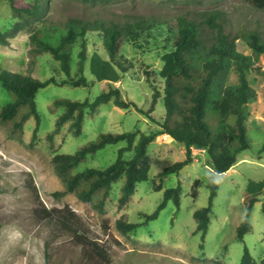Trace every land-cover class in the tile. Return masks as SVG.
<instances>
[{"label": "rangeland", "instance_id": "rangeland-1", "mask_svg": "<svg viewBox=\"0 0 264 264\" xmlns=\"http://www.w3.org/2000/svg\"><path fill=\"white\" fill-rule=\"evenodd\" d=\"M33 2L34 0H27ZM47 0H42L46 2ZM47 16L60 17L63 14L78 13L86 17H100L121 14H140L160 18H171L185 10L218 8L235 23L249 22L245 11H249L244 0H120L83 3L81 0H49ZM247 7V9H246ZM245 10V11H244ZM251 9V13H255ZM249 13L248 15H251ZM256 14V13H255ZM18 20L12 14L8 0H0V30L7 33L9 42H0V70H15L32 73L40 79L56 76L69 78L60 68V62L51 53L36 57L32 63L29 53L31 31L40 21L28 24L17 34L12 27ZM157 39L137 47L125 43L120 53L124 55L123 66L115 81L126 99L133 100L141 110H148L152 103L154 88L152 77L156 78L161 90L164 87L165 56L168 50L165 33L155 32ZM163 36V37H162ZM238 49L246 54L252 52L243 39L237 41ZM79 46L73 51V74L78 78ZM89 58L85 74L89 85L51 83L41 88L36 95L40 122L37 135L35 116L24 124L22 139L10 132L9 125L0 120V264H240L245 246H248L257 264L264 259V55L254 63L247 76L257 91V99L247 105V129L251 147L238 154L237 162L219 177V190L213 200L210 226L201 247L202 237L197 229L194 212L209 204L211 190L207 185L214 172L209 154L193 147V161L179 172L163 174L174 163L186 158L187 149L168 134H160L148 147L150 171L148 179L137 183L136 190L127 204H120L125 179L113 182L104 209L96 207L98 196L82 200L75 192L58 194L66 186L56 172L53 157L56 153H75L81 146L97 139L102 132H124L140 128L145 133L159 128L137 107L122 108L111 100L99 106L96 113L88 112L80 134H74L71 120L61 129H56L57 119L66 107L57 105L58 98L93 100L110 83L102 79V64L107 54L102 42L95 35L90 36ZM127 68V69H126ZM151 74L149 78V72ZM114 72H107L113 77ZM239 74L233 70L229 81H238ZM15 99V94L0 82V110ZM166 112L164 99L156 103L152 115L162 120ZM53 132V134H51ZM125 141L111 143L89 154L85 160L72 169L73 173L90 167L106 168L118 156V149ZM131 154L128 153V156ZM200 178L197 196L192 195L194 181ZM250 181L254 187L248 189ZM181 185L180 205L169 199L155 219L146 220L145 214L153 213L164 199L165 190ZM161 187V188H160ZM256 196L252 208L251 230L243 240L237 238V228L245 219L246 204ZM74 210L73 227L78 232H88L107 250L109 262L99 258L90 248L78 243L74 233L57 220L61 212L47 215L37 208ZM65 212H68L65 210ZM138 223L132 231L124 232L117 221Z\"/></svg>", "mask_w": 264, "mask_h": 264}, {"label": "trees", "instance_id": "trees-1", "mask_svg": "<svg viewBox=\"0 0 264 264\" xmlns=\"http://www.w3.org/2000/svg\"><path fill=\"white\" fill-rule=\"evenodd\" d=\"M12 14L18 20L11 31L17 34L28 24L40 21L41 24L31 31L29 53L31 62L36 57L49 52L60 62V68L69 78L58 79L51 76L40 79L32 73L0 70V82L3 87L15 94V99L0 110V120L9 125L12 135L22 139L25 122L32 116L40 122L36 95L38 91L51 84H71L75 86L89 85L91 81L85 74L86 62L89 58L88 44L90 36L95 35L102 42L103 51L108 58L102 64L101 78L109 81L108 90H103L93 100H75L58 98L55 103L63 104L66 109L59 115L56 123L57 132L63 124L71 120L74 134H80L83 121L88 112L94 114L99 106L111 100L122 108L131 106L149 116L159 128L145 133L140 128L124 132H102L99 137L83 146L75 153H56L53 157L56 172L61 176L66 188L58 194L75 192L82 200H91L97 195L96 207L102 211L109 196L113 182L124 178L120 204L128 203L136 190L138 182L148 179L150 157L148 147L160 134H168L181 142L187 149L186 158L168 167L163 174L179 172L193 161V147L205 149L209 154L214 172L209 177L207 185L211 190L209 204L197 209L194 217L197 229L202 237L201 247L209 230L213 200L218 194L219 177L227 172L237 162L238 154L251 147L246 124L247 105L257 99V91L250 84L247 73L254 63L264 55V0H244L249 11H245L249 22H233L226 13L218 8L193 10L188 9L171 18L151 17L140 14L109 15L108 17H86L78 13L63 14L60 17L47 16L49 0H8ZM83 3L95 1L110 2L120 0H81ZM247 9V7H246ZM254 9L255 13H251ZM251 13V15H248ZM165 33L167 51L165 56V79L163 90L152 77L154 88L151 106L141 110L137 104L126 99L122 90L114 82L120 80L116 67L123 66L124 55L120 53L125 43L144 47L157 39L155 32ZM243 39L252 52L246 54L238 49L237 41ZM0 42L8 44L6 32L0 30ZM79 46L78 70L74 78L73 51ZM127 69V68H126ZM235 70L239 74L238 81H229L230 73ZM107 72H114L108 77ZM149 72V78L151 74ZM156 74V73H155ZM164 99L166 112L162 120H157L152 112L160 98ZM53 132L51 134H53ZM125 141L126 144L118 149L117 159L106 168L90 167L76 173L72 169L85 160L89 154L96 153L111 143ZM128 153L131 154L128 156ZM203 180L197 178L192 186V195L197 196ZM255 183L250 181L248 189ZM264 185V180L259 186ZM161 188V187H160ZM173 199L177 205L181 202V185L165 190L164 199L151 214H145L146 220L155 219L168 200ZM256 196L249 198L246 204L245 219L237 228V238L243 240L251 230L250 217ZM57 210L54 208H37L47 215L61 212L57 220L74 233L78 243L90 248L99 258L109 262L108 252L88 232H78L73 227L75 211L70 208ZM68 211V212H65ZM117 225L124 232L134 230L139 224L124 221L120 218ZM240 264H257L248 246H245ZM264 264V259H263Z\"/></svg>", "mask_w": 264, "mask_h": 264}, {"label": "crops", "instance_id": "crops-1", "mask_svg": "<svg viewBox=\"0 0 264 264\" xmlns=\"http://www.w3.org/2000/svg\"><path fill=\"white\" fill-rule=\"evenodd\" d=\"M201 150L205 151V149L200 148Z\"/></svg>", "mask_w": 264, "mask_h": 264}]
</instances>
